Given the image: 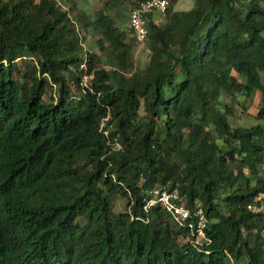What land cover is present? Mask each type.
<instances>
[{"label":"trees","instance_id":"16d2710c","mask_svg":"<svg viewBox=\"0 0 264 264\" xmlns=\"http://www.w3.org/2000/svg\"><path fill=\"white\" fill-rule=\"evenodd\" d=\"M128 1L0 0V264H264V122L237 110L259 96L264 120V0H171L142 68ZM158 185L204 205L210 240L144 209Z\"/></svg>","mask_w":264,"mask_h":264},{"label":"built area","instance_id":"2783aa9c","mask_svg":"<svg viewBox=\"0 0 264 264\" xmlns=\"http://www.w3.org/2000/svg\"><path fill=\"white\" fill-rule=\"evenodd\" d=\"M170 2L171 0H133L129 14V27L140 44L145 43L149 35L147 16L154 12L166 16ZM88 78L89 76H84L86 81ZM114 146L116 149L122 148L118 141H115ZM157 204L161 205L173 217L174 221L188 227L197 242L210 240L206 234L209 220L201 202L197 201L193 207H190L187 197L179 190L170 189L168 185H158L148 191L144 209L148 211ZM248 208L255 212H264V193L259 195L256 198V203L250 204Z\"/></svg>","mask_w":264,"mask_h":264},{"label":"rangeland","instance_id":"374dc122","mask_svg":"<svg viewBox=\"0 0 264 264\" xmlns=\"http://www.w3.org/2000/svg\"><path fill=\"white\" fill-rule=\"evenodd\" d=\"M58 1H60L65 7L69 9H75L76 11L83 10L87 14H89V16H91L92 19H96L97 17L100 16L101 12H103L104 3L106 0H58ZM132 4H133V1L129 0L128 2L120 5L117 8L120 14L118 15L117 24L121 28L127 31L129 30L128 19H129V14L131 11ZM192 5H193V0H179L176 4V9L185 10V9L191 8ZM113 11L114 10L110 12L112 13ZM154 18L158 20L160 24H164L166 20V16H163V14L159 12H154ZM82 31L84 34L86 33V37H87V41L85 44L86 48H88L89 50H93L94 48H96L97 47L96 37L94 36L92 30L86 31L82 29ZM134 38L135 37L133 33L131 31H128V39L131 41V40H134ZM134 55H135V60H136V66L138 68L144 67L149 62L150 51L147 49L145 43L135 44ZM105 65L109 67V62L105 61ZM259 103H260V97L258 96L257 99L249 105L248 110L243 111L241 104L240 106H238L237 110H238V114L240 117V121L242 123L247 124L248 126H251L259 122H264V120H258L254 115L258 111ZM246 104H248V101H246ZM125 205H126V200L118 196L116 203H115V209L117 211L119 210L122 211L125 209Z\"/></svg>","mask_w":264,"mask_h":264},{"label":"crops","instance_id":"0c3cea01","mask_svg":"<svg viewBox=\"0 0 264 264\" xmlns=\"http://www.w3.org/2000/svg\"><path fill=\"white\" fill-rule=\"evenodd\" d=\"M128 23H129V19H128Z\"/></svg>","mask_w":264,"mask_h":264}]
</instances>
